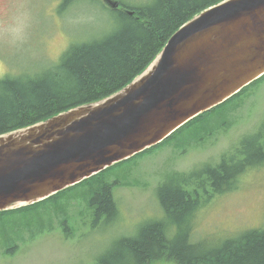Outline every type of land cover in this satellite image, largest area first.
Segmentation results:
<instances>
[{"label":"rangeland","instance_id":"rangeland-1","mask_svg":"<svg viewBox=\"0 0 264 264\" xmlns=\"http://www.w3.org/2000/svg\"><path fill=\"white\" fill-rule=\"evenodd\" d=\"M63 1L0 0V76L41 72L70 45L114 29L103 0H75L60 12ZM117 1L132 6L151 2ZM262 128L264 75L151 150L28 209L4 212L0 264H104V255L121 236H134L153 220H167L165 231L172 238L177 224L182 230L184 224L163 213L156 195L161 181L172 172L187 175L205 163L216 164L222 152H234L241 139ZM235 179L232 190L212 195L190 217V239L206 250L250 228H264V162ZM103 182L111 183L115 203L116 215L110 219L96 218L89 205ZM148 264L175 262L160 258Z\"/></svg>","mask_w":264,"mask_h":264},{"label":"water","instance_id":"water-1","mask_svg":"<svg viewBox=\"0 0 264 264\" xmlns=\"http://www.w3.org/2000/svg\"><path fill=\"white\" fill-rule=\"evenodd\" d=\"M263 74L264 0H221L201 9L114 93L0 134V213L160 144Z\"/></svg>","mask_w":264,"mask_h":264},{"label":"trees","instance_id":"trees-1","mask_svg":"<svg viewBox=\"0 0 264 264\" xmlns=\"http://www.w3.org/2000/svg\"><path fill=\"white\" fill-rule=\"evenodd\" d=\"M72 1L75 0L61 2L60 12ZM219 1L151 0L140 6H103L115 21L114 29L101 37L70 45L41 72L0 76V134L120 89L148 64L179 25ZM238 143L234 152L223 153L216 164L206 163L187 175L172 172L158 186L156 195L163 213L182 220L183 230L177 224L171 238L165 231L170 226L167 220L150 221L136 235L121 236L102 262L148 264L163 258L175 264H264V228H250L210 250L190 239V217L206 202L200 200V193L232 190L235 178L264 162V128L248 133ZM110 184H101L92 195L96 218L110 219L116 215ZM2 213L0 222L5 215Z\"/></svg>","mask_w":264,"mask_h":264},{"label":"flooded vegetation","instance_id":"flooded-vegetation-1","mask_svg":"<svg viewBox=\"0 0 264 264\" xmlns=\"http://www.w3.org/2000/svg\"><path fill=\"white\" fill-rule=\"evenodd\" d=\"M192 142H195L196 144L197 143H199L197 140H193ZM189 145H191V142L189 143ZM174 147H176V145H174ZM173 149V148H172ZM214 194H216V192H213V191H211V190H206V192L205 193H200V200H207L208 198H210L212 195H214ZM89 205H92L93 206V204H89ZM67 214H68V212H67Z\"/></svg>","mask_w":264,"mask_h":264}]
</instances>
